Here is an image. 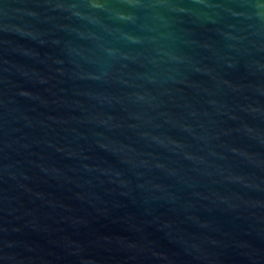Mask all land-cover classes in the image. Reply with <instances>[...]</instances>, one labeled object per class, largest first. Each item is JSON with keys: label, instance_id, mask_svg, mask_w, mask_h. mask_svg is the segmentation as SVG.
<instances>
[{"label": "water", "instance_id": "obj_1", "mask_svg": "<svg viewBox=\"0 0 264 264\" xmlns=\"http://www.w3.org/2000/svg\"><path fill=\"white\" fill-rule=\"evenodd\" d=\"M0 264H264V0H0Z\"/></svg>", "mask_w": 264, "mask_h": 264}]
</instances>
